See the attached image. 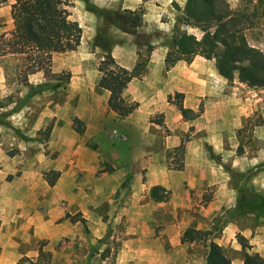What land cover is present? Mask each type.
I'll return each mask as SVG.
<instances>
[{"label":"rangeland","instance_id":"obj_1","mask_svg":"<svg viewBox=\"0 0 264 264\" xmlns=\"http://www.w3.org/2000/svg\"><path fill=\"white\" fill-rule=\"evenodd\" d=\"M67 2L70 17L82 26L81 43L53 53L51 70H41L45 76L37 83L19 74L18 56L16 74L8 71L7 85L0 88V264H42L41 249L51 253L47 264H186L185 258L188 264H206L212 240L223 246L232 264H244L246 252L264 257V189L251 182L264 180V99L252 109L240 99L232 101L230 90L240 81L236 72L232 79L223 78L225 94L212 110L213 128H207L209 120L202 115L204 100L179 116L186 93L177 89L166 95L172 107H167V123V113L160 111L171 85L163 71L160 80L154 69L172 67H166L165 55L177 33L201 37L203 31L173 20L161 30H145L140 7L128 9L139 15L127 22L130 32L114 13L127 8L114 0ZM161 2V19L170 21L164 9L169 0ZM236 3L249 42L264 49V0ZM98 8L110 11V18ZM155 45L159 50L153 57ZM108 52L129 68L153 69L126 92L139 102L131 132L122 127L126 115L112 110L109 91L98 85ZM192 61L188 69H207L209 79L218 81L214 59L197 54ZM56 81L62 85L53 88ZM238 90L247 92L248 86ZM160 118L163 124L149 123ZM233 130L236 137H230ZM167 136L177 142L167 147ZM145 163L151 164L145 170L149 178L151 171L161 173L163 163L174 179L188 173L193 186L185 182L183 187L190 189L192 200L171 186L152 185L151 179L138 184L134 196L132 185ZM48 177H55L53 185ZM227 179L236 183V195L205 216L204 182L213 190ZM186 229H198L196 239L182 240Z\"/></svg>","mask_w":264,"mask_h":264},{"label":"trees","instance_id":"obj_2","mask_svg":"<svg viewBox=\"0 0 264 264\" xmlns=\"http://www.w3.org/2000/svg\"><path fill=\"white\" fill-rule=\"evenodd\" d=\"M5 0H0V3ZM67 0H15L11 5L13 28L0 35V56L16 54L22 58L19 74L28 81V76L38 70L48 73L51 70L53 53L65 52L76 48L82 40L83 29L78 20L70 17ZM109 19L110 11L97 9ZM130 12V14H126ZM240 7L232 8L226 0H185L183 23L198 27L203 31L198 37L194 33L182 31L172 39V46L165 55L167 68L179 60L191 62L200 54L214 59L218 72L223 77L232 79L235 73L238 79L249 86L264 87V49L249 42L244 33L246 26L241 23ZM115 18L124 24L123 29L133 32L126 25L139 18L131 10L117 11ZM113 13V14H114ZM132 13V14H131ZM20 65V64H19ZM101 75L98 85L109 90V105L120 115L133 112L139 105L137 101H127L123 91L135 77L141 76L144 69L138 64L129 68L119 63L111 52L102 59L99 66ZM69 75V74H68ZM60 81L52 84L61 86ZM187 109H183L186 115ZM163 124V119L153 120ZM183 143L179 145L182 148ZM50 185L55 177H48ZM157 187H153L156 195ZM198 229H186L182 240L196 239ZM42 264L50 262V251L41 249L38 255ZM206 264H232L218 242L209 244ZM244 264H264V257L259 252H246Z\"/></svg>","mask_w":264,"mask_h":264},{"label":"crops","instance_id":"obj_3","mask_svg":"<svg viewBox=\"0 0 264 264\" xmlns=\"http://www.w3.org/2000/svg\"><path fill=\"white\" fill-rule=\"evenodd\" d=\"M161 1L162 0H114V2H117L118 5H122L121 8L136 9V8L143 7L144 8L143 15L145 16L144 18L146 20V24H144L142 27L145 30H148V31L161 30V28L163 26L162 24H164V26H167V25H169V23H171L172 20L177 21L179 23H183V20L180 17H183L185 0H169V3L166 4L167 7L164 8L165 10H168V12H169L170 19H169V17L167 19L170 21H167V22H165L161 19L162 9H163ZM227 1L229 3V6L232 8L234 7V5H237V3H236L237 0H227ZM14 2H15V0H5V1L0 3V35L2 33L10 31L14 26L13 18L11 16V5ZM106 8H108V7L106 6ZM145 8H146V10H145ZM183 25L185 26L186 24L183 23ZM186 26H188V25H186ZM151 36H152L153 42H156L155 33L152 34ZM158 50H159V47L155 45L153 47V57L156 55V52ZM18 56L19 55H16V54H6V55L0 56V88H2L4 85L5 86L7 85V83L5 84V81H4L6 75H9L10 72L11 73L13 72L14 74H16V68L15 67H16V62L18 60ZM114 56H116L115 52H114ZM152 59L150 60V63L152 62ZM193 64H194V61H192L190 64L187 65V62H185V60L182 59V60L177 61L175 63V65H173L170 69H154V70H158L160 80L162 79V76H161L162 71H163L164 75L168 76V80H166V82L168 81V84L171 85V88H168L167 89L168 92L167 91L165 92V96H164L165 97V103H166L165 110H163V111H160L159 109L158 110H151L150 113L151 112L155 113L157 111L163 112L164 114L167 113V115L165 114V120L164 121L168 123L170 120L168 119L167 116L170 115L169 114L170 111L168 112L167 107H170V108H172V107L169 104V101H167L166 95H167V93H169L170 90L172 91L173 89H177V90H181V91L186 93V96H185L183 103L180 104L183 107V109L184 108L186 109L188 107H190L191 109H196L199 106V102L201 100H204L206 107H205V110L203 111L202 115L209 120V124L207 125V128L208 129L213 128L214 127L213 120L210 119V117L213 116V114H212L213 108H215L216 106H220L223 102V99H221L220 97H221V95L225 94L224 79H223L225 77H223L218 72V75L220 76V78L218 79L217 82H215L212 79H209L207 69L206 70L201 69L202 71H200L198 73H195V69H188V68H191ZM180 66L187 67V69H185V68L176 69ZM151 70H153V69H146L145 72L141 76L133 78L128 83L127 87H125V89L123 91V97L127 101H136V99L134 97H131V98L127 97L126 92H128L129 88L132 87L133 85H135L138 81L139 82L142 81L145 78V76L149 73V71H151ZM8 71H10V72H8ZM41 72H42L41 70H38L34 73H31L30 74V81L35 82V83L41 82L42 78L45 76L44 73L41 74ZM245 85L248 86L247 92H244L242 90L241 91L238 90V88H240L241 86H245ZM263 90H264V87H258L256 89L253 86H249L246 82L239 81V84L232 85V89L230 90V93L232 94L231 100L234 101L236 99H240L244 104L248 105L249 109H252V108L256 107V104L258 102H262V100L264 99V97L260 96V93ZM193 96H196L197 98L194 99ZM235 106L237 107L236 104H235ZM138 107H139V105H138ZM138 107L133 112H131L130 114H128L122 118V120H123L122 127L125 130H127L128 132H131L129 125L131 126V121L134 120L135 113L139 110ZM180 107H178V108H179V116L181 117L183 115V109ZM149 114H147V115H149ZM219 116L220 115H218V118H219ZM146 118H147V116L144 118V121L146 120ZM249 120H252V117H250ZM184 122H186V121H184ZM240 122H242V121L240 120ZM149 123L154 124L155 122L152 120V122H149ZM147 126H150V125H147ZM120 134H122L126 138L125 133H120ZM209 134H210V132L208 131V135ZM237 135H238V133L236 130H233L232 132H230V137H234V136L236 137ZM168 140H170V141L167 144V147L170 144H175L177 142V140L174 139L175 141L173 143H171V140H173V139L172 138L170 139L167 136V141ZM141 142H143V141H141ZM191 146H192V143L191 144L189 143L188 144L189 152H193V148H190ZM221 149H222V146H221ZM218 150H220V149H218ZM140 152L142 153V155H143V153H145V155H146V153H149V152H142V151H140ZM150 162H151V164H153L152 161H150ZM150 165H148L146 163L141 164V169H143L144 171H143V175L140 176L141 179H140V177H138L140 180L138 179V181L135 182L134 186L132 185V192L134 193V196H137V192H136L135 187L138 186V184H140L142 181H143V183L144 182L146 183V181H145L146 179H149V180L151 179L152 185L161 184L163 186H171L175 193H183L184 192L183 195L186 196L187 200H192L191 198H193V197L190 194V189L189 188L186 189L183 187V185H185V182H186V185H189L191 183V185L193 186L194 179L190 178L188 176L189 175L188 173L186 176L183 175V177L174 179V173H169V172H171V170L169 168H167V166H165V164L163 163V168L161 170V173L159 172V175H158L157 174L158 171H155L157 173H154L153 171H151L152 177L149 178V177H147L149 175L146 174L145 170L147 168H150L149 167ZM185 180H188V181H185ZM251 182L253 184L255 182V184L257 186L258 185L260 186V189H264V180L263 179L254 178V181H251ZM213 183H214V181H213ZM204 184H205V190H206V191H204V193H206L208 191L207 195H208V203H209L207 207H203V212H204V214H206L205 216H210L211 213L213 212V210L215 208H220L223 205V203L231 202L233 200V196L236 195V193H237L236 183H234L232 180L229 181L227 179L226 181H222V183L214 186L213 190H208L209 189L207 187V186H209L208 182H204ZM174 197H175V201H177L176 195H174ZM135 200L136 199H134V201ZM217 200L220 202H218ZM163 230L169 231L167 229H163ZM135 250H136V252H138L137 249H135ZM134 255L137 256V253L133 252L132 257ZM183 260H184V262H186V264H188L186 258Z\"/></svg>","mask_w":264,"mask_h":264}]
</instances>
